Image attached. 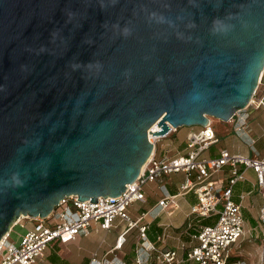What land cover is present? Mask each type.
<instances>
[{
  "label": "water",
  "instance_id": "water-1",
  "mask_svg": "<svg viewBox=\"0 0 264 264\" xmlns=\"http://www.w3.org/2000/svg\"><path fill=\"white\" fill-rule=\"evenodd\" d=\"M263 71L264 0H0V239L120 195L149 132L229 121Z\"/></svg>",
  "mask_w": 264,
  "mask_h": 264
},
{
  "label": "built area",
  "instance_id": "built-area-1",
  "mask_svg": "<svg viewBox=\"0 0 264 264\" xmlns=\"http://www.w3.org/2000/svg\"><path fill=\"white\" fill-rule=\"evenodd\" d=\"M263 72L258 85L261 84ZM253 98L248 106L254 102ZM260 103L264 106V101ZM244 125L242 122L240 128L247 130ZM172 131L175 129L171 128L166 135L153 138L148 133L149 141L154 144L153 153L136 180L127 184L120 195L99 196L95 203H89L90 200L79 201L75 195L67 196L61 199L47 217L33 218L35 223L20 236L18 244L9 240L11 230L6 233L0 239V264H34L36 261H45L44 253L48 247L74 242L88 235L91 229L109 230L116 217L125 221L126 227L116 237L114 248L123 247L128 233L136 230L131 264H248L243 257L231 255L229 250L245 234L242 207L233 198V187L238 180L243 179V172L247 169L253 171L255 186L263 200L256 227L261 244L260 264H264V156L258 153L254 157L243 156L221 149L215 157L200 159V152L219 140L208 124L186 134L182 154L158 157L156 143ZM249 142L253 150V139L249 138ZM225 167L230 172L225 181L214 180L213 174ZM174 172L184 173V181L179 184L178 193L192 192L196 202L190 205L184 224L176 230H172L170 225H163L151 240L148 235L149 223L142 222L148 212H141L137 219H132L128 208L135 202H146V183L162 182ZM159 187L164 196L156 205L161 211L169 212L175 208L172 200L174 195L168 194L164 184ZM213 217H217L214 222L203 224L204 219ZM255 228H249V235ZM169 240H173L174 245L168 246ZM86 264H103V261L93 252ZM109 264L128 263L121 257H113Z\"/></svg>",
  "mask_w": 264,
  "mask_h": 264
},
{
  "label": "crops",
  "instance_id": "crops-1",
  "mask_svg": "<svg viewBox=\"0 0 264 264\" xmlns=\"http://www.w3.org/2000/svg\"><path fill=\"white\" fill-rule=\"evenodd\" d=\"M253 100H254V102L250 106H248L246 109H244L242 111L237 112L227 122L223 121L222 123L214 124L213 121H212V118H210L211 127L215 131L216 135L219 134V136L217 135L219 140L216 143V145H217L216 147H214V148H212L210 150V147L213 146V145H211L209 148L201 151L200 154H199V158L200 159L201 158L215 157V156H217L219 154V151L221 149H226L230 153H233V154H240V155H243V156L254 157V156H256V153H258V151H257V149L255 147V144H257V143H259L263 147V153L262 154L258 153L259 156H264V106L260 103L261 100L264 101V72H263L261 84L258 85ZM242 122L245 123L244 126L247 128V130L243 129L242 127L240 128V125L242 124ZM192 129L197 130L198 128L197 129L196 128H191V129L187 130L186 134ZM178 131H179V129L177 128L175 131H172L171 133H174V132L177 133ZM222 137H224L225 142H223L221 140ZM249 138L253 139V141H254V143L252 145L253 150H255L254 156L249 154V151H248V153H246V152L244 153L243 152V149L244 148L246 149V145H245L246 142L248 141V143H250L249 142ZM184 144H185V140H184ZM171 148L172 149H170V150H173V151H171L172 153L169 154V155H166V156H175V155L179 154V151H176V149H175V148H178V146L171 145ZM184 148H185V146H184ZM156 151H157L156 155L158 157H162L160 149L157 150V148H156ZM165 152L168 153L169 150H165ZM227 169H228L227 175L225 177H223V179L224 178L226 179L230 175L229 168L227 167ZM222 170L224 171V169H222ZM251 175L253 177H251ZM168 176L166 177V180L163 179L162 182H159L158 187L161 184H164L165 190L168 192V194L174 195L172 200L174 202V207L175 208H172L169 212L161 211L160 207H158L156 205L157 204V202H156L154 206L150 207L147 210L148 214L146 215L144 220H142L143 223H149V225L150 224H155L159 228V230H160V227L163 226V225H170L172 230H176V228L179 227V226H176L174 224V222H171L169 220L161 219L160 216L163 213L167 214L168 216H171L176 210H179L181 208V206H182V202H183L182 200H183L184 196H188L190 198V201H191L190 205H192V204H194L196 202V197H195V195L192 192L180 193V194L178 193L179 184L184 181V173H182V172H174V173H171ZM176 176H178V177L182 176V179L176 180ZM251 178H253V180H251ZM248 181H252V185H253V187H255L256 191H254L252 188H248V189L245 188V190L239 189V190L235 191V187L237 185L241 184L242 187H246ZM152 182H154V181H152ZM163 196H164L163 192L161 191V196L158 198V200L163 198ZM192 196H193V198H195L194 202L192 201ZM240 196H242V198H240ZM255 197H256V202L258 203V206L256 205ZM233 198L237 202H240V204H241L242 214H243V218H244V225H245V222H246L244 211L245 210L250 211L251 209L253 210L254 208H257V215L256 216H254V215L251 216L250 215V218L251 219H255V223H256L258 215H259V209H260V207L262 205L263 200H262L261 194L259 193L257 187L255 186V175H254V173H253V171L251 169L245 170L243 172V179L238 180L236 182V184L234 185V187H233ZM247 198H249L250 203L244 204V201ZM146 202H147V198H146ZM188 213L185 214L184 221H186V217H187ZM138 217L139 216H137L135 218H132V217L131 218L132 219H137ZM115 219H118L119 222L115 223ZM115 219L113 220L112 225H111L109 230H102V229H94V230L95 231L102 230L105 233H108L112 228H118V227L126 224L125 221H123L119 217H116ZM208 219H204V220H208ZM29 220L33 221L31 225L25 224V221H22V219H20L15 224L17 226V228H19V230H20L19 233L17 232L18 233L17 235L19 236L18 239H20V236L23 235L28 229H30L32 227V225L35 223L34 219H29ZM184 221H183L182 224H184ZM15 225H13V227H15ZM13 227L11 228L10 236L12 234H14V230L17 229V228L13 229ZM125 227H126V225H125ZM125 227L122 228L121 230H119V232L116 234V236L113 239H110V240L105 239L106 240V246H108L106 248L107 250H106L105 253H104V250H102L104 248V241L102 243H98L97 244L96 247H98L99 251H96V252L94 251V252L96 253V257L103 261V264L104 263L105 264H109V261L113 257L119 258L120 254H123L124 252L126 253L125 255H127L129 253L128 251H129L130 247H128V251L126 250L125 247H124V249H122V247L120 249L114 248L116 237L125 229ZM255 227H256V224H255V226L250 227V228H255ZM149 230H150V228H149ZM248 230H249V228L245 230V233L249 234ZM16 231H18V230H16ZM172 233L174 235L176 234L174 231H172ZM154 235H153V239H154ZM80 239H81V237L77 238V240L74 241V242H71V243H68V244H61L59 247L60 248H63V247L65 248L66 245H70V247H71L74 244H78L80 242ZM153 239H151V240H153ZM167 244H168V246L174 245V241L173 240H169L167 242ZM56 246H58V245H56ZM99 247H100V249H99ZM47 249L49 250V254H50V250H52V247H48ZM133 250H134V245L131 248L132 253H133ZM49 254H46V255L49 256ZM128 256H130V255L128 254ZM90 257H91V255H89L88 260H89ZM39 262L42 263V264H48L49 260H48V262H44V261H39ZM51 263L52 264H56L55 262H51Z\"/></svg>",
  "mask_w": 264,
  "mask_h": 264
},
{
  "label": "rangeland",
  "instance_id": "rangeland-1",
  "mask_svg": "<svg viewBox=\"0 0 264 264\" xmlns=\"http://www.w3.org/2000/svg\"><path fill=\"white\" fill-rule=\"evenodd\" d=\"M212 121L214 124L217 123H222L223 121L218 120L216 118H212ZM212 123V124H213ZM200 126H181L179 127V131L176 133H171L168 136L164 137V138H160V140L156 143V148L157 150L160 149L161 151V155H169L171 154L173 150L171 148V145L174 146H178V148H175L176 151H179V154L185 150L184 149V140H185V134L187 132V130L191 129V128H199ZM219 136V134H217ZM221 140L223 142H225L224 137L221 138ZM246 149H243V152L248 153L254 156V151L251 149V147L249 146L248 141L246 142ZM217 145H213L210 147V150L214 147H216ZM255 147L258 151L259 154L263 153V147L262 145H260L259 143L255 144ZM164 148V149H163ZM165 150H169V152H165ZM175 151V152H176ZM157 152V151H156ZM228 169L227 167L224 168V171H219L213 174L212 178L216 181H221L224 182L225 178L223 179V177H225L227 175ZM169 177V176H168ZM251 177H253L251 175ZM166 180V177L164 178ZM182 179L181 177L176 176V180ZM251 180H253V178H251ZM159 182L154 181V182H148L144 185V191L145 194L147 196V202L146 203H141V202H135L132 205L129 206L128 208V212L131 215L132 218H135L137 216H139L141 214V212H145L147 211L150 207L154 206L155 203L157 202L158 198L161 196V189L160 187H158ZM248 188H252L254 191H256L255 187H253L252 185V181H248L247 182V186L246 187H242V185H237L235 187V191L239 190V189H243L245 190ZM182 206L179 210H176L171 216H168L167 214L163 213L161 214L160 218L164 219V220H169L171 222H174V224L176 226H180L185 218V214L189 212L190 209V198L188 196H184L183 200H182ZM192 201H195V198H193L192 196ZM255 202H256V197H255ZM250 203L249 198H247L244 201V204ZM256 205L258 206V203L256 202ZM245 214V218H246V222L244 225V229H248L250 227L255 226V219H251L250 215H257V208H254L253 210L251 209L250 211L245 210L244 211ZM217 217H213L211 219L205 220L203 221V224H209L212 223L216 220ZM22 221H25V224L31 225L33 221L29 220L27 217L21 218ZM187 221V220H186ZM16 222V221H15ZM14 222V223H15ZM119 222L118 219H115V223ZM126 224L118 227V228H112L108 233H105L104 231L100 230V231H95L94 229H91V231L89 232L88 235L86 236H81L80 242L78 244H74L70 247V245H66L65 248H60L59 246H54L52 247V250H50V254H49V250L46 249L45 253H44V258L45 261L44 262H48V264H52L50 257L53 256L57 262L56 264H86L89 255H91L94 251H99L97 244L98 243H102L104 241V248L102 250H104V253L106 252V248L108 246H106V240L105 239H113L116 234L119 232V230H121L122 228L125 227ZM17 228V226L15 225V227H13V229ZM171 228V226H170ZM18 230V231H16ZM16 230H14V234H12L9 237V240L14 242L15 244H18V233L20 232L19 228H17ZM150 231V230H149ZM18 232V233H17ZM135 236H136V230L133 229L131 230L128 235H127V242L123 245L122 249H124V247L126 248V250L128 251V247H130L129 249V255L132 256L133 253L131 251V248L134 245V241H135ZM104 237V238H103ZM101 240V241H100ZM100 249V247H99ZM231 255H239L241 257H243L248 264H260V251H261V244H260V240H259V232L257 227L254 229V231L251 232V235L245 233L243 238L235 243H233L230 248H229ZM46 254H49V256H47ZM126 253L124 252L123 254H120L119 257L122 258L123 261H125L128 264H131L130 261V256L127 258V255H125ZM34 264H42L39 261H36V263Z\"/></svg>",
  "mask_w": 264,
  "mask_h": 264
},
{
  "label": "trees",
  "instance_id": "trees-1",
  "mask_svg": "<svg viewBox=\"0 0 264 264\" xmlns=\"http://www.w3.org/2000/svg\"><path fill=\"white\" fill-rule=\"evenodd\" d=\"M203 221H205V220H203ZM185 222L186 221H184V223ZM149 228H150V231H148L149 238L153 239V235L159 230V228L155 224H150ZM128 257L129 256L127 255L126 260H127ZM131 258H132V256H130V261H131ZM50 259H51L52 262H55V263L57 262V260L53 256H51Z\"/></svg>",
  "mask_w": 264,
  "mask_h": 264
},
{
  "label": "bare ground",
  "instance_id": "bare-ground-1",
  "mask_svg": "<svg viewBox=\"0 0 264 264\" xmlns=\"http://www.w3.org/2000/svg\"><path fill=\"white\" fill-rule=\"evenodd\" d=\"M210 125H211V123H209ZM208 126V125H207ZM158 129V126H157V124L156 123H154L152 126H151V128H150V131H155V130H157ZM149 137L150 138H153L154 136L153 135H151V132H149ZM22 218H24V216H22Z\"/></svg>",
  "mask_w": 264,
  "mask_h": 264
}]
</instances>
